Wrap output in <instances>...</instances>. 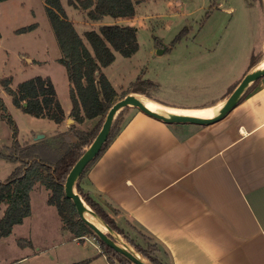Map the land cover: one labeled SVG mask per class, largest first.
Masks as SVG:
<instances>
[{
    "label": "rangeland",
    "instance_id": "1",
    "mask_svg": "<svg viewBox=\"0 0 264 264\" xmlns=\"http://www.w3.org/2000/svg\"><path fill=\"white\" fill-rule=\"evenodd\" d=\"M45 1L8 0L0 4V80L11 78V87L16 89L34 77L50 78L63 108L69 110V80L65 67L58 61L60 49ZM61 1L81 36L87 31H99L103 25H130L137 29V53L129 58L116 53L115 61L103 69L118 93V100L139 79L140 91L163 110H206L212 107L204 106L217 102L240 81L254 49H259L261 43L264 56V0H134L133 18L106 16L100 21L89 20L84 12L70 5V0ZM229 8L234 10L228 12ZM31 26L35 27L20 32ZM253 29L256 38L251 40ZM0 97L23 145L33 142L63 145V140L77 139L73 134L76 128L92 131L100 122L88 120L82 126L83 123L71 118L69 127L65 124L57 131L60 127L56 123L19 110L3 87ZM133 109L126 113L124 121L136 112ZM12 132L13 127L0 113V152L8 153L13 143ZM59 132L64 133L58 135ZM53 135L58 141H51ZM16 167L17 164L0 159V184L7 181ZM48 197L46 189L32 192V216L16 226L10 237L0 238V264H110L101 254L94 235L84 240L73 239L62 229L59 213L48 204ZM5 208L0 207V220ZM110 217L118 224L115 214ZM118 227L123 232L121 241L135 250L130 239L149 251L159 248L140 229L128 223ZM100 228L106 231L101 225Z\"/></svg>",
    "mask_w": 264,
    "mask_h": 264
},
{
    "label": "crops",
    "instance_id": "2",
    "mask_svg": "<svg viewBox=\"0 0 264 264\" xmlns=\"http://www.w3.org/2000/svg\"><path fill=\"white\" fill-rule=\"evenodd\" d=\"M229 92L203 107L212 108L173 111L218 109ZM133 110L81 180L84 189L118 226L128 223L150 237L167 264H264V78L209 126L168 125ZM64 111L57 131L69 127L72 103Z\"/></svg>",
    "mask_w": 264,
    "mask_h": 264
},
{
    "label": "trees",
    "instance_id": "3",
    "mask_svg": "<svg viewBox=\"0 0 264 264\" xmlns=\"http://www.w3.org/2000/svg\"><path fill=\"white\" fill-rule=\"evenodd\" d=\"M5 1L8 0H0V4ZM45 3L60 49L61 57L58 61L65 67L69 80V96L72 103L70 117L77 123L86 120L100 122L98 121V125L92 131L74 130L73 134L77 138L75 142L63 140L61 141L63 145L34 142L23 145L18 140L17 128L8 114V108L0 97L1 117L13 127V143L8 147V153L0 152V159L17 164L7 181L0 184V207L2 205L6 207L0 220V238L10 237L14 228L22 225L32 215L31 194L39 186L49 192L48 204L57 209L62 229L71 234L73 239L84 240L88 235H94L99 242L101 254L107 257L110 264H134L126 256L101 242L93 230L82 222L74 203L66 197L65 183L74 165L101 130L108 111L118 100V93L103 69L115 61L116 53L127 58L137 53L139 49L137 29L130 25H103L99 31H87L81 36L74 23L69 20L61 0H46ZM69 3L84 12L91 21H100L106 16L115 19L133 18L136 14L134 0H70ZM34 27L20 29V32L29 31ZM85 40L92 50L88 48ZM261 58V52L254 54L247 71L256 67ZM138 82L133 83L121 98L131 93L147 97L138 88ZM11 83V78L1 79L0 87L5 88L12 97L13 104L23 113L37 119L52 121L57 125L66 121V113L50 78L34 77L20 83L16 89L11 87ZM130 109L127 108L119 114L106 144L86 168L84 176L120 133L126 124L125 115ZM77 191L107 225L123 234L105 208L91 197L80 182ZM129 242L152 264H167L160 258L159 248L154 247L152 248L154 251H149L132 239Z\"/></svg>",
    "mask_w": 264,
    "mask_h": 264
},
{
    "label": "water",
    "instance_id": "4",
    "mask_svg": "<svg viewBox=\"0 0 264 264\" xmlns=\"http://www.w3.org/2000/svg\"><path fill=\"white\" fill-rule=\"evenodd\" d=\"M253 68L247 73L240 81L233 92L220 104L218 113L212 117H200L186 114L175 113L171 111L160 112L152 111L150 108L136 100L137 94H128L124 98L118 100L108 111L101 130L96 138L86 149L81 158L74 165L65 183L66 197L74 203L77 213L84 224L89 226L98 239L105 243L108 247L112 248L121 255L126 256L134 264H152L141 253L132 248L129 244L122 242L120 234L113 230L106 222L97 215L96 212L85 202L81 194L77 191V185L79 184L82 175L86 168L96 157L100 154L104 145L106 144L114 123L119 114L127 108H134L145 114L146 116L153 118L157 121L163 122L168 125H197V126H209L222 121L226 118L239 104L244 95L262 78H264V69L255 71ZM139 95V94H138ZM142 96V95H141ZM145 97V96H144ZM41 136L36 139H40ZM91 216L93 220L102 225L106 231L102 230L95 223L90 221L87 216ZM134 249V250H133ZM137 251V252H136ZM140 256H138V254Z\"/></svg>",
    "mask_w": 264,
    "mask_h": 264
},
{
    "label": "bare ground",
    "instance_id": "5",
    "mask_svg": "<svg viewBox=\"0 0 264 264\" xmlns=\"http://www.w3.org/2000/svg\"><path fill=\"white\" fill-rule=\"evenodd\" d=\"M264 69V56L262 58V61H261V64L258 65L257 67H255V71H259V70H262ZM136 100L141 102L142 104H144L145 106H147L148 108H150L152 111H155V112H160L161 114L165 113V111H163V109L161 107H159L158 105H156L155 103H153L152 101H150L149 99H146L144 96H137L136 95ZM219 108L217 109H213L211 111H207V112H203L202 114L201 113H194V114H186V115H192V116H200V117H212L214 115H216L220 109V106H218ZM173 111V110H172ZM174 112V111H173ZM216 112V113H215ZM175 113H178V112H175ZM215 113V114H213ZM180 114H185V113H180ZM88 218V217H87ZM89 219V218H88ZM90 221H92L91 219H89ZM93 223H95L94 221H92ZM98 227H100V225H98L97 223H95ZM102 226V225H101ZM105 229V228H104ZM106 230V229H105ZM134 250V249H133ZM137 252V251H136ZM138 256L139 253H137Z\"/></svg>",
    "mask_w": 264,
    "mask_h": 264
}]
</instances>
